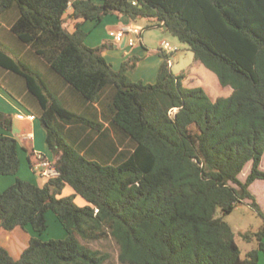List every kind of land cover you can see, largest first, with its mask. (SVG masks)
<instances>
[{
	"label": "trees",
	"instance_id": "16d2710c",
	"mask_svg": "<svg viewBox=\"0 0 264 264\" xmlns=\"http://www.w3.org/2000/svg\"><path fill=\"white\" fill-rule=\"evenodd\" d=\"M111 14L165 29L231 95L211 100L189 87L161 52L154 84L127 75L139 57L116 71L103 48L86 43V23ZM8 19L10 33L73 95L62 98L0 32V67L24 78L39 102L58 172L44 186L17 178L0 191V228L31 225L42 235L52 211L68 233L32 238L19 259L0 246V264H258L264 212L250 187L264 180V0H0V31ZM0 127L11 132L13 116L0 110ZM20 167L17 140L0 137V175ZM66 186L74 194L62 197ZM247 201L263 226L244 234L257 247L242 257L225 217ZM102 241L117 255L90 246Z\"/></svg>",
	"mask_w": 264,
	"mask_h": 264
},
{
	"label": "crops",
	"instance_id": "0c3cea01",
	"mask_svg": "<svg viewBox=\"0 0 264 264\" xmlns=\"http://www.w3.org/2000/svg\"><path fill=\"white\" fill-rule=\"evenodd\" d=\"M71 13L72 10L70 9L68 14ZM117 16L118 17L116 18L112 17L107 19L106 22L104 21L106 17L104 18L103 21L105 22L107 35L113 36L114 32L132 24L127 17L120 15ZM70 21L73 30H70V28L69 30L74 31V26L77 21L73 18H71ZM11 22L12 19H8L7 21L3 22V27L0 31L1 35L3 36L2 40L5 42V44L11 47L13 50H16L18 53H22L26 61L32 67L41 72V74L48 81L49 85L62 98H69L71 95H73L72 93H69V90L66 89L63 83H61V81L51 72L45 63L37 59L29 48L23 46L13 36V34L10 33ZM134 25L140 27L137 24ZM122 44L121 48H125L127 46L125 45L122 47ZM90 47L95 48L94 46ZM157 52L159 54V50ZM149 55L150 54L143 37L142 42L136 44L134 47H131L130 51H126L123 54L124 59L135 56L141 58V60L137 63L136 70H139L141 65H146V70L142 72L141 76L137 80H134L135 82L145 83L143 80L148 79L146 84L156 83L159 69L163 63V58L159 54L160 58L156 60L154 59L151 63L146 64L145 62L148 60L142 61V59L144 57L147 58ZM110 57L112 56L109 54V58ZM122 63L123 62L119 64L122 66ZM0 110L13 116L12 131L8 132L0 127V136H9L15 138L18 142V155L20 158L21 167L19 173L16 175L18 176L17 178L31 182L38 186L46 185L48 181L55 176H46L41 174V172L45 171L46 168L39 166L40 159L43 158V160L49 161L53 169L55 167L53 165V154L50 152L46 142V130L39 119V116L42 112L41 106L36 97L29 91L25 79L3 69L2 67H0ZM32 117H34V119ZM36 167H39V170L36 169ZM17 178L14 176L7 178V176L4 177L0 175V191H4L12 186L16 182ZM73 194V189L69 186H66L63 190L62 197L64 195ZM259 204L261 205L260 202ZM46 218L47 223L54 224L58 230V234L60 235L59 239H66L68 233L62 230L59 225H57L54 215L48 212ZM34 237L40 238L38 233L33 230L31 225H28L25 228H16L13 231H7L3 228H0V246L6 248L15 259H19L21 257L22 253L28 248L30 240Z\"/></svg>",
	"mask_w": 264,
	"mask_h": 264
},
{
	"label": "rangeland",
	"instance_id": "374dc122",
	"mask_svg": "<svg viewBox=\"0 0 264 264\" xmlns=\"http://www.w3.org/2000/svg\"><path fill=\"white\" fill-rule=\"evenodd\" d=\"M112 17L116 18L118 16L112 14L106 17L104 21L106 22L107 19H110ZM70 20V17L66 18V26L68 27V29L70 28V30H73L70 24ZM104 21L100 25H96L94 22L90 21L86 23L85 29L89 32V36L87 38L86 43L88 46H94L95 48H103V56L109 63L112 64L113 68L118 71L121 69V62L124 63L128 61L129 58L124 59L123 54L126 51H130L131 47L126 46L125 48H121V44H116L114 42L113 36L107 35ZM149 24V20L146 19H142L137 22V25H139L141 28L143 27L144 29L143 38L150 54L147 58L142 57V61L148 60L147 62H145L146 64H148L151 63L154 59L156 60L160 58L157 51L160 49L162 42L167 41L173 46H177L180 49L178 52L174 53L171 56V59L174 63L172 66V71L176 75H179L182 72L187 73L188 80L186 81V85L191 88H203L211 100H217L218 98H225L231 95L232 88L222 86L214 72L207 69L204 65L197 63L195 61L194 53L190 51L189 47L186 44L181 43L178 38L172 36L165 29L147 28ZM139 43L140 42H137L136 44ZM109 54L112 57L109 58ZM144 70H146V65H141L139 70L129 69L127 75L132 81H134L141 76ZM147 80L148 79L143 80L145 84ZM251 169L252 162H250L245 167L244 171L241 173L240 178L242 181H246L247 177L251 173ZM262 170H264V157L262 160ZM9 177L11 176H7V178ZM14 177L17 178L18 176ZM251 190L258 197V200L261 203L264 211V180L255 181L251 186ZM68 196L72 195H64L63 197ZM75 203L78 206L87 205L86 200H84L80 196L75 198ZM248 203H250V201H247V203L240 205L233 211L232 214L225 217V221L232 226L236 233V240L242 250V257H245V255L249 251L257 247L256 242L254 244L247 243L244 239V234L246 232H258L263 226V219L258 215L256 211H254L248 205ZM49 213L54 215L57 225H59V227L64 230L61 224L57 221L54 212L49 211ZM38 236H40V239L44 242L59 240L60 238L58 230L52 223H48V230L42 235L38 234ZM90 246L94 249L110 251L114 255H117L118 253V247L113 241H102L98 243H92ZM258 264H264V254L262 252H260Z\"/></svg>",
	"mask_w": 264,
	"mask_h": 264
},
{
	"label": "built area",
	"instance_id": "2783aa9c",
	"mask_svg": "<svg viewBox=\"0 0 264 264\" xmlns=\"http://www.w3.org/2000/svg\"><path fill=\"white\" fill-rule=\"evenodd\" d=\"M144 29L141 27H138L134 24H130L124 28L119 29L118 31L114 32L113 38L114 42L116 44H122L124 43L125 45L129 47H134L137 42H142V34H143ZM180 49L177 46H173L167 41L162 42L161 48L159 49V52L164 54L165 56L169 57L168 63L169 66H173V61L171 59V56L178 52ZM23 117V116H21ZM34 119V117H32ZM39 166L46 168L45 171H42V175L46 176H58V172L56 169L52 167L51 163L47 160H43V158L40 159ZM36 169L39 170V167H36Z\"/></svg>",
	"mask_w": 264,
	"mask_h": 264
},
{
	"label": "water",
	"instance_id": "95a60500",
	"mask_svg": "<svg viewBox=\"0 0 264 264\" xmlns=\"http://www.w3.org/2000/svg\"><path fill=\"white\" fill-rule=\"evenodd\" d=\"M124 46H125V44L123 43V44H122V47H124Z\"/></svg>",
	"mask_w": 264,
	"mask_h": 264
}]
</instances>
